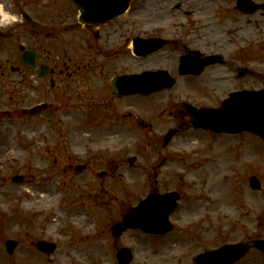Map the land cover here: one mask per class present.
Returning a JSON list of instances; mask_svg holds the SVG:
<instances>
[{
    "label": "flooded vegetation",
    "instance_id": "obj_1",
    "mask_svg": "<svg viewBox=\"0 0 264 264\" xmlns=\"http://www.w3.org/2000/svg\"><path fill=\"white\" fill-rule=\"evenodd\" d=\"M241 1L190 0L191 4H204L197 15L195 8L192 11L182 7L187 5L186 0L168 4L184 17L194 13L192 25L170 18L163 4L156 0H130L126 11L110 18L81 20L78 8L72 4L56 12H50L49 6L43 11L28 8L32 22L22 13H14L10 26L0 23V39H10L16 48L0 60V82L10 78L12 83L10 110L0 109V114L29 120L36 132L41 131V123L43 134L56 140L51 163L59 165L66 181L75 184L79 176L83 180L77 181L79 185L91 184L94 180L88 179L96 175L105 184L106 178L118 170L119 164L114 163L121 158L115 159L113 155L125 153L128 147H97L91 139L161 140L160 146L145 148L146 152L127 158L130 168L135 161H145L143 167L147 170L144 173L141 169L142 175L146 174L152 187L133 200L132 195H116L109 201L110 241L116 244L111 256L117 264L116 253L122 246L131 248L130 264H199L200 254L228 243L223 230L225 217L219 207L211 210L208 204L214 201L203 193H195L194 187L205 189L206 169L210 163L224 162L225 154L234 156L235 151L233 161H239L242 142L237 137L241 133H215L196 127L193 119L203 109L221 107L233 91L259 90L264 85V67H259L264 64V38L246 39L239 34L244 22H254L257 27L264 24V0H247L249 4ZM212 27L214 34L209 37ZM188 32L191 36L187 37ZM256 42H263L258 50ZM183 59L193 72L183 73ZM161 71L170 77V87L150 93L132 91L137 80L146 85L147 73ZM131 75L139 77L132 80ZM169 133L170 142L187 138L189 146H162ZM75 138L77 145L72 146L71 140ZM227 138L239 141L225 151ZM253 146L251 149L256 148ZM174 162L175 166L192 171L190 194L184 191L183 176L177 168L171 175L176 186L160 188L169 180L164 167ZM249 179L250 176L248 185ZM120 184L124 182L121 180ZM167 191H175L179 196L168 217L173 226L169 232L147 234L127 228L115 237L112 226L122 221L123 215L141 198ZM249 205L253 211L254 205ZM247 234L235 241H245L247 247L235 264H254L258 254L264 255L252 244L259 238L252 227ZM167 235H174L175 239L166 242ZM139 251L141 254L135 260Z\"/></svg>",
    "mask_w": 264,
    "mask_h": 264
},
{
    "label": "rangeland",
    "instance_id": "obj_2",
    "mask_svg": "<svg viewBox=\"0 0 264 264\" xmlns=\"http://www.w3.org/2000/svg\"><path fill=\"white\" fill-rule=\"evenodd\" d=\"M0 1L5 3V10L12 15L18 13L20 7L43 11L49 6L50 12H56L72 6L67 0ZM156 1L163 4L164 12L168 13L170 18L183 19L184 25L194 24L193 20L196 18L193 16L194 13L184 17L181 12L178 13L177 10L169 8L168 4H173L177 0ZM186 2L187 5L182 7L186 10L192 9V11L195 8L196 15L204 9L203 3L198 6L195 3L191 4L190 0ZM241 33L246 39L256 37V40H259L260 37L264 38V24L257 27L254 22H244L239 31V34ZM187 34V37L191 36L190 32ZM213 34L212 27L209 37ZM262 43L256 42V50ZM15 51L16 48L15 46L13 48L10 39H0V60ZM259 67H264V64ZM241 84H245L244 80H241ZM0 87V109H7L11 107L9 95L12 83L10 78H4L0 82ZM38 124L41 131L36 132L34 123L29 120L0 115V264H117L115 258L111 256L112 248L116 244L111 243L109 229L107 230L108 218L110 220L112 210L109 201L116 195H132L130 200H133L144 190L147 192L148 188L152 187L146 181V174L142 175L141 169L144 173L147 170L143 167L145 161L141 159L135 161L133 164L135 166L130 168L127 158L136 153L146 152L145 148L160 145L159 140L157 142L155 139L143 137L89 140L94 141L97 147L125 146L128 149L123 154L113 155L115 159L121 158L120 161L114 163L119 164L118 170L114 171L112 177L106 178L105 184H101L102 178L94 175L88 179L94 180L91 184L79 185L78 182H83L79 176H77L78 182L72 184L71 181H66L67 177L59 170V165L51 163L55 156L53 147L56 146V140L43 134L42 125ZM237 138L242 142L239 161H233L235 151L234 156L225 154L224 162H222L224 164L210 163L209 168L206 169L205 189L198 190V187H194L195 193H203L207 199L214 201L208 204L211 210L219 207L218 209L225 217L223 230L228 242L245 237L251 227L257 236L264 235V141L247 133H241ZM236 139L227 138L223 146L224 150L234 146V142L239 141ZM77 140V138L71 140L72 146L77 145ZM188 143L189 139L178 138L173 139L169 146L187 148ZM253 144L255 149H251L254 147ZM185 160L188 163L187 157ZM175 164L176 162L164 167V174L169 180L166 186L160 188L171 189L176 186L171 182V175L177 168L178 173L183 176L185 184L183 189L186 194H190L189 180L192 178V171L183 166L182 168L177 167L178 165L175 166ZM251 174L258 176L261 181L259 191H251L248 185L247 179ZM15 175H22L24 180L21 183L12 182L11 178ZM121 180L124 184H120ZM44 185L50 191L55 192L53 194L55 198L47 205V210L40 211L36 205L27 207L25 200L28 195L24 192L25 189L37 191ZM58 190L59 193H57ZM250 203L255 207L253 211H250ZM76 207L88 209L94 217L83 218L79 223H75L71 219L70 210ZM247 210L249 211L248 216ZM89 211L86 214H89ZM54 218L57 221L55 220L54 225L51 226V220ZM73 227L78 230L73 232ZM173 237L174 235H167L164 241L169 242L175 239ZM41 238L56 244L55 252L49 257L35 248L34 242ZM6 239L17 241L18 245L12 255L7 254L5 250ZM83 241H97L98 246L95 250L75 248L74 244ZM139 252L135 253V260L139 258L141 251ZM254 264H264V255L258 254Z\"/></svg>",
    "mask_w": 264,
    "mask_h": 264
},
{
    "label": "water",
    "instance_id": "obj_3",
    "mask_svg": "<svg viewBox=\"0 0 264 264\" xmlns=\"http://www.w3.org/2000/svg\"><path fill=\"white\" fill-rule=\"evenodd\" d=\"M82 13L81 19L88 18L86 14L95 11L99 13L101 18H109L118 12L124 11L129 0H72ZM184 66V63L182 67ZM188 71V69H185ZM163 80V79H162ZM153 84H163L160 79H148ZM139 85V84H138ZM169 85V84H165ZM158 88V87H156ZM155 88V89H156ZM135 91H151L135 90ZM195 116L196 125H202L215 131L239 132L249 131L256 133L264 139V89L260 91H239L230 94L223 103L221 109H209L202 114ZM202 116H204L202 118ZM202 118L199 120V118ZM13 180H20L19 176L13 177ZM259 182L256 178L251 179V186L258 188ZM176 196L174 194L165 193L163 195L150 194L147 199L140 204L131 208L124 215V220L116 224L113 229L115 235L127 227H138L147 232L163 233L170 229L168 226V214L172 211ZM152 219H156L155 222ZM15 242L8 240L6 242L7 251L11 253L15 247ZM254 245L264 250V239L257 240ZM240 244L223 246L217 251L205 253L199 256L200 264H209L207 261L210 255L216 259L215 264H232L238 260L245 248ZM36 247L43 252L50 253L54 245L45 241H38ZM120 264H128L131 258L129 249L123 248L117 254ZM221 261V263H220Z\"/></svg>",
    "mask_w": 264,
    "mask_h": 264
},
{
    "label": "bare ground",
    "instance_id": "obj_4",
    "mask_svg": "<svg viewBox=\"0 0 264 264\" xmlns=\"http://www.w3.org/2000/svg\"><path fill=\"white\" fill-rule=\"evenodd\" d=\"M12 16L5 10V3L0 2V23L10 20ZM45 186V185H44ZM42 186L39 190L37 191H31L30 189H25L24 192L28 195L27 199L25 200V205L27 207L34 206L36 205L38 210L43 211L47 210L48 204L54 200L55 192L50 191V189H47V187ZM59 193V190L58 192ZM89 211L88 209L84 207H76V208H71V219L75 223H79L83 218H93V215L90 213L89 214L86 212ZM56 219H52L50 225H54V221ZM93 220V219H92ZM57 221V220H56ZM74 228V227H73ZM78 229L74 228L73 232H76ZM75 245V248L82 250V249H88V250H95L96 247L98 246L97 241H83V242H77Z\"/></svg>",
    "mask_w": 264,
    "mask_h": 264
}]
</instances>
